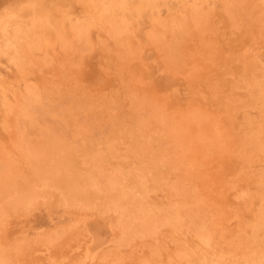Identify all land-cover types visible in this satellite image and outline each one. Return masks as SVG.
<instances>
[{
	"label": "bare ground",
	"instance_id": "1",
	"mask_svg": "<svg viewBox=\"0 0 264 264\" xmlns=\"http://www.w3.org/2000/svg\"><path fill=\"white\" fill-rule=\"evenodd\" d=\"M236 1L75 0L79 10L62 0L0 6V130L5 132H0V264H264V52L255 51L240 76L254 98L241 107L257 112L243 109L239 127L229 120L230 109L218 115L159 93L140 64L134 68L130 60L123 74L137 84L125 83L109 93L87 90L73 73L69 79L74 85L68 88L83 90L87 97L62 118V128L56 119L54 128L35 126L37 134L28 125L38 124V115L34 120L26 116L43 94L46 99L45 93L67 84L68 62L62 64L59 54L68 56L74 45L79 51L96 39L107 48L100 36H119L114 43L123 49L127 45L131 53L128 44L141 32L167 44L171 65L176 43L168 33L186 34L192 27L211 31L207 16L212 9ZM250 4L264 21V0ZM181 53L176 58L186 65L201 57ZM78 59L68 57V71ZM46 62L58 64L59 75L52 82L42 75ZM7 68L14 71L11 78H4ZM23 117L30 122L24 124ZM29 131L50 138L52 151L40 153ZM85 137L99 140L102 149L89 152V164L82 162L87 173L68 179L77 174L71 172L72 164L81 146L78 140ZM66 180L68 189L55 203L65 206L67 217L49 215L45 228L33 229L29 210ZM81 204L99 210L91 215L97 214L109 229L98 254L91 253L87 220L82 231L83 214L73 210ZM9 216L17 217L16 227L6 224Z\"/></svg>",
	"mask_w": 264,
	"mask_h": 264
},
{
	"label": "rangeland",
	"instance_id": "2",
	"mask_svg": "<svg viewBox=\"0 0 264 264\" xmlns=\"http://www.w3.org/2000/svg\"><path fill=\"white\" fill-rule=\"evenodd\" d=\"M20 1L21 0H0V6L2 5L10 6V5H13V3L17 4ZM62 1L64 3L68 2V4L71 3L70 6L71 7L73 6L71 8L72 10H74V7L78 9L77 7L79 6V4L75 2V0L73 1L72 0H68V1L62 0ZM250 2L251 0H239L233 3L232 5H229L228 7L224 6L223 4H220L219 6L215 7V9H212V12L208 14L207 16L208 18L207 21H209V23L211 24V27H210L212 28L211 31L207 29H200V28L192 27L189 29L190 30L189 32H186V34H184L183 32L168 33L169 37L167 36V38L174 39L176 43L175 49L171 52L172 54L176 53L174 57L170 58L172 59L170 60V62L172 63L171 65L169 64L167 60L168 56L171 55L170 52H168L169 54L167 53L169 49L166 51L167 44L163 45L161 44L160 40L150 39L151 37H148L149 38L148 39L146 37L147 35H144L141 32H139L138 37L132 38L130 43L128 42L129 43L128 45H130L131 47L133 46V49L137 50L136 53L135 51H133L132 48H131L132 50H130L132 52L130 53L127 45L123 49L124 45L119 46L118 43H114V41L119 36H117L116 38L109 37V36H104V37L100 36V39H102L101 41L105 42V45L107 46V48L104 47V44L95 42L97 41L96 39H94V45H91L90 47L86 48L82 44L83 47L79 51H76V48L74 45V48L70 50L71 53L69 51L67 52L68 56L64 54L63 55L59 54L61 56V57L59 56L60 58L59 60H62V64L66 65V63L68 62L66 66L67 70L64 71V74L66 73L69 76H67V78H64L63 80V82L64 83L66 82L67 84L61 85V87L59 88V91L55 90V93L57 92L56 94L54 93V91L53 92L48 91L49 92V93L47 92L48 94L45 93V97L46 96L48 97L46 99L43 98L44 94L42 95L41 101L36 102L40 105V108H38V110H40L41 113L39 114V111L36 110V108L38 107L37 106L38 104H36L37 107L34 104L35 109L33 108V111H30L28 113L31 115H26L29 118L30 117L33 118L34 115H38L34 117L38 124H35V125L33 124L31 125V127L30 125H28L29 128L26 127V130L28 131V129L32 130L34 128L35 130L34 129L33 130L35 132L38 131L39 133L40 130L39 129L37 130L35 126H40V127L44 126L45 128L46 127L54 128L56 127L54 126L55 125L54 123H56L55 121L56 119H58V122H59V123L58 122L56 123L58 124L57 128L60 129L62 128V126L59 127L61 125L60 123L62 122L63 124L62 118H67L68 114H73V111L71 110L72 108L74 109L76 108L77 102L78 104L82 103L83 101L84 103L86 102L87 96L85 95L86 97H84V94L82 93L84 92L83 90L76 89L75 91H71V89L68 88L74 85V83L72 84V80H71L74 74H78L79 76H81L79 77L80 81L82 80V83L84 86H86V89L91 90V91L102 90V91H105L106 93H109V92L115 91V89L116 90L122 89L123 86L126 85L125 83L131 84L132 82H133L132 85L135 86V84H137L136 83L137 81L135 80L132 81L129 77L123 74L126 67L128 66L129 60H130V63H129L130 66L134 68H137L138 64H140L141 68L144 70V75H147V80H149V84L152 83L158 86L157 90L158 89L160 90L159 93H164L166 95L169 94L170 98L181 101V104H185V103L191 104L192 102V104H197L202 109L206 106L205 109L208 107L207 110L211 109L210 111L213 112L214 114L219 113L220 115H223L222 113L225 111L226 108L230 109L231 112L233 111L231 113L233 116L230 115L229 120H232V122H234L233 124L234 125L236 124V126L239 127L240 124L238 122H241V118H242L241 113L243 109H247L251 113L257 112V108H254V107H249V106L246 108L241 107L243 105L251 104L254 98L251 97L248 90H245V87L243 86L244 84H242L245 82L240 81V76L243 75L242 72L244 68L248 67L249 64L251 63L252 61L251 56L257 51L264 52V24H263L264 21L261 20L262 15L258 14V12L256 11V8H253L251 5L252 3L250 4ZM188 43H192V44H189L188 46ZM193 44L195 46H193ZM134 45L136 46V48H134L135 47ZM186 45L187 47H185ZM77 46H79V43ZM108 46L111 51L108 50ZM116 46H118L117 48L119 50L116 48ZM123 50L128 51L130 54L128 53L127 55V53L124 52ZM183 50L188 52V54L186 55H189L195 52L196 55L201 54L200 55L201 57L199 56L200 58L196 62H192L191 64L186 65L182 62V60L179 59V58H182L181 52H183ZM122 52L126 53V55H124ZM133 52L136 54L135 56ZM78 53H81V54H78ZM117 53L119 54L122 53L121 57L123 55L125 56V58L126 57L128 58V56L130 55L128 60L126 59L128 62L124 61L126 65L122 63V61L125 60V58L124 59L121 58L120 55H118L119 56L118 57L116 55ZM138 54L139 55L141 54V55L139 56ZM68 57L70 58L78 57L79 58L78 59L79 61H76L74 65H71V68H72L71 71H68V67H70ZM132 57H134L136 60L133 59ZM176 57H179V58H176ZM120 58L122 59L120 60L121 63L119 62ZM110 61H112V63ZM117 63H118V67L116 66ZM194 63L195 64L198 63V64H196L195 66ZM119 64H121V66ZM43 65H41V67L42 66L44 67V68L42 67V71H43L42 75L44 73L43 77H47L45 78L47 80H45L44 78L42 79L45 81L50 80L51 82L53 81V78L57 79L58 76L56 75H59V72L55 71V68L58 67V64L57 63L49 64L46 62ZM197 65H199L200 67ZM169 66H172V68ZM113 67L116 68V70ZM120 67H121V72L117 70ZM196 67L198 68V70H196L197 69ZM106 69L107 70L109 69V70L106 71ZM110 69L112 70V72ZM192 69L193 71L191 72ZM36 71L37 73H39V68H37ZM118 71L119 73H117ZM134 71H138V70L135 69ZM188 72L190 73L188 74ZM12 73H14L13 69L7 68L4 73V78L5 77L11 78L13 76ZM70 76L71 78L69 79ZM121 79L122 80L124 79V81H122ZM233 84L234 86L235 85L236 86L235 87L232 86ZM143 85L144 84H142V86ZM149 87L150 86H147L146 88H149ZM66 88H68L70 91ZM231 92H233V96L231 95ZM72 97H73V100L71 101ZM231 98H233L235 101H233V99L231 100ZM42 100H43V105H42ZM197 100H199L200 102H197ZM41 105L43 106L42 107L43 109L41 108ZM205 109H203V111H205ZM34 110L36 111V113ZM41 110L43 111V113ZM226 114L228 115L229 113L226 112ZM80 116H83V115L80 114ZM20 119L21 120L19 121L22 122L23 119L22 118ZM43 119L45 120L44 122H43ZM25 120H28L27 121L28 123L30 122L29 119L27 118L26 119L24 118V121ZM23 122L20 124H23ZM41 122L45 124H40ZM12 123H15V122H12ZM25 123L26 121L24 122V124ZM52 124L54 125L52 126ZM11 126H13V124ZM11 128H10L11 130H14L13 127ZM238 129H239L238 130V133H239L241 129L240 128ZM0 132L2 133V135L5 134V132L2 130H0ZM30 132L31 131H29L28 136L31 137V140L33 138V141H34L33 146L39 147V149L37 150L38 151L40 150L41 151L40 153L46 152L47 154V152L49 153L52 151L50 148V145H51L50 138H48L47 136L43 137V136L36 135L37 132L36 133L33 132L35 135L33 134L32 136ZM12 138H14L13 135H12ZM38 139L40 141H38ZM78 142L79 143L77 146H79V144L81 146L78 147L79 149L77 151L78 154L76 153L77 156L75 157V162L72 164V171H71V172L75 171V173L77 174L76 176H73V177H70L72 174L68 175L69 176L68 179L76 178L78 180L77 175L81 173L82 174L87 173L86 170H89V169L85 170L86 164L84 165L82 164V162L87 160L89 164L91 160V158L89 157V152L98 153L102 149V144L100 143L99 140L95 139L94 137H88V138L85 137L84 139L78 140ZM37 143L38 144L40 143V144L37 146ZM78 155L80 158L78 157ZM68 182H69L68 180H66V182H60L59 185L61 187H59L54 192V195L48 198H42V199L39 198V200H41V201L37 200L39 204H37L36 207L29 210L28 219L31 220L29 223L33 225V229L37 227L45 228L46 227L45 220L47 221L49 219V215H51L52 217L54 216L59 217V214H61L60 219H62L63 217H67L65 212L63 213V209L65 208V206H62L61 204H57L55 202L60 196L59 193L62 191L66 192V190L68 189ZM68 201L71 202L70 198L68 199ZM82 208L85 210H83ZM73 210L78 211L79 214L81 215L83 214V216H81L82 221L80 225V227L82 228V231H83V224L87 220L86 223L90 227L89 229L90 236H88L87 238H91L90 244L93 246V250L91 253L98 254L99 252L98 249H100V246H101L100 244L106 241L107 237L108 238L110 237L108 233L109 229L105 225L102 224V220H100L101 218L97 214L91 215L92 212H97L99 210L94 211L91 208L86 209L83 206V204L77 206L76 208H73ZM23 217L25 218V216ZM17 221H18L17 217L9 216L6 224L14 228L17 226L16 225ZM73 252L74 251L70 252L71 255H75V253Z\"/></svg>",
	"mask_w": 264,
	"mask_h": 264
}]
</instances>
